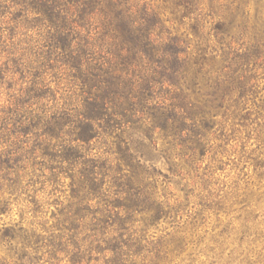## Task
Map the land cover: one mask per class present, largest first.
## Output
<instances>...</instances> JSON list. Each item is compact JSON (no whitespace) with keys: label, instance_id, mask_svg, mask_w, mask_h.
<instances>
[{"label":"trees","instance_id":"trees-1","mask_svg":"<svg viewBox=\"0 0 264 264\" xmlns=\"http://www.w3.org/2000/svg\"><path fill=\"white\" fill-rule=\"evenodd\" d=\"M263 81L264 0H0V264H167Z\"/></svg>","mask_w":264,"mask_h":264},{"label":"rangeland","instance_id":"rangeland-1","mask_svg":"<svg viewBox=\"0 0 264 264\" xmlns=\"http://www.w3.org/2000/svg\"><path fill=\"white\" fill-rule=\"evenodd\" d=\"M262 140L255 139L248 130L242 131L229 142L226 152L218 155L220 163L212 164L211 154L204 157L201 169H215L208 187L212 196L205 203L213 201L211 210L188 204L184 211L160 222L150 233L155 239L172 238L180 248L167 264H264ZM249 191L254 193L252 200L239 204L242 194ZM18 220L15 213L1 216L0 234ZM1 252L2 246L0 255Z\"/></svg>","mask_w":264,"mask_h":264}]
</instances>
